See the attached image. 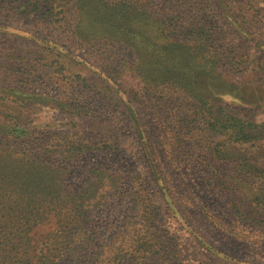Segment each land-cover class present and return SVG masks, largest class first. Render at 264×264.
Returning <instances> with one entry per match:
<instances>
[{
    "label": "rangeland",
    "instance_id": "rangeland-1",
    "mask_svg": "<svg viewBox=\"0 0 264 264\" xmlns=\"http://www.w3.org/2000/svg\"><path fill=\"white\" fill-rule=\"evenodd\" d=\"M173 3H196L217 63L198 68L156 24ZM0 98L1 236L86 194L126 253L143 240L183 264H264V0H0ZM213 106L261 137L229 149L204 123Z\"/></svg>",
    "mask_w": 264,
    "mask_h": 264
},
{
    "label": "trees",
    "instance_id": "trees-1",
    "mask_svg": "<svg viewBox=\"0 0 264 264\" xmlns=\"http://www.w3.org/2000/svg\"><path fill=\"white\" fill-rule=\"evenodd\" d=\"M188 5H193V8L189 7L186 14H180L172 9L175 3L170 4L167 13L156 18L155 22L157 25H161L164 21L170 24V33L179 38L182 37L183 42L179 47L189 50L187 54L190 61L198 68H203L206 63H217L219 53L213 50V36L207 22L204 23L207 20L193 18L192 11L196 12V3ZM91 24L95 29L111 31L109 21L99 23L92 20ZM95 33L84 32L78 37L84 42L97 43V40L101 38L96 36L99 33ZM212 108L214 111L209 112L204 123L209 132L227 135L228 142L231 143L228 146L229 149H232L234 144L242 145L261 137L258 126L251 121L226 113L219 107ZM203 114L206 113L203 112ZM263 125L264 123L259 126L263 127ZM215 151L218 155H224V151L217 149ZM259 196L257 194L253 201L261 202L262 199ZM91 199L92 197L86 194L68 197L67 200L58 198V203L66 204V211H62L55 205L49 211V215L51 214L49 218L45 216L47 213L38 215L37 223H32L25 217L16 225L2 227L1 231H7L9 237L0 235V264H183L178 256L171 253L168 248L166 250L162 248V244L159 243L151 244L143 240L138 243L130 242L129 246L133 249L126 253L123 245L129 241L118 240L113 236L115 247L113 241L104 242L103 234L98 228L91 226L94 214L98 215L93 214L90 209L91 206L94 211L96 210V205H90ZM113 209L116 208L111 201L109 212ZM47 223L51 224L47 225ZM44 224L45 229L41 228ZM126 256L127 259H125Z\"/></svg>",
    "mask_w": 264,
    "mask_h": 264
}]
</instances>
